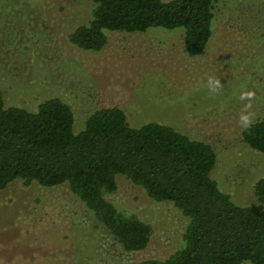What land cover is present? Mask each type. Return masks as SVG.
<instances>
[{"label":"rangeland","instance_id":"374dc122","mask_svg":"<svg viewBox=\"0 0 264 264\" xmlns=\"http://www.w3.org/2000/svg\"><path fill=\"white\" fill-rule=\"evenodd\" d=\"M92 6L90 0H0L5 105L35 110L58 97L73 112L75 132L95 109L113 105L131 126L168 124L210 144L218 187L238 205L254 203L264 153L241 139L238 118L247 102L238 97L255 91L250 111L254 120L264 116V0H214V32L198 56L183 51L181 27L109 33L100 51L78 48L68 33L90 18ZM210 77L223 89L210 93ZM116 180L108 199L152 226L144 249L125 250L65 184L16 179L0 191V264H131L168 257L183 243L187 217L125 176Z\"/></svg>","mask_w":264,"mask_h":264},{"label":"trees","instance_id":"16d2710c","mask_svg":"<svg viewBox=\"0 0 264 264\" xmlns=\"http://www.w3.org/2000/svg\"><path fill=\"white\" fill-rule=\"evenodd\" d=\"M90 1V18L68 33L84 50L103 49L109 33L181 27L183 51L198 56L214 32V0ZM73 123L70 106L58 97L28 110L6 106L0 90V191L16 179L65 184L125 250L137 251L147 246L152 226L107 197L123 175L188 219L172 254L131 264H264V176L253 186L255 202L238 205L212 178L216 153L202 140L154 121L131 126L116 105L95 109L79 131ZM241 139L264 153V116L241 128Z\"/></svg>","mask_w":264,"mask_h":264},{"label":"clouds","instance_id":"9594fccd","mask_svg":"<svg viewBox=\"0 0 264 264\" xmlns=\"http://www.w3.org/2000/svg\"><path fill=\"white\" fill-rule=\"evenodd\" d=\"M207 87L210 93H216L219 90L223 89V85L220 83L219 79L208 78ZM256 93L252 90L241 91L238 99L241 102H247L243 104L241 113L239 115L238 121L242 129H248L254 123L255 115L250 111L252 108V101L255 99Z\"/></svg>","mask_w":264,"mask_h":264}]
</instances>
